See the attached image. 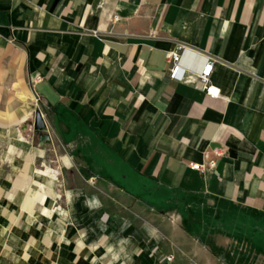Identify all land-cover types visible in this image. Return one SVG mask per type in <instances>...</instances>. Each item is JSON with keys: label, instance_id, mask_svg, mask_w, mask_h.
<instances>
[{"label": "crops", "instance_id": "obj_1", "mask_svg": "<svg viewBox=\"0 0 264 264\" xmlns=\"http://www.w3.org/2000/svg\"><path fill=\"white\" fill-rule=\"evenodd\" d=\"M178 46L179 82L165 60ZM207 58L219 98L196 79ZM0 70L81 176L78 207H124L114 221L132 264H196L179 258L185 231L151 223L175 213L264 222V0H0Z\"/></svg>", "mask_w": 264, "mask_h": 264}, {"label": "rangeland", "instance_id": "obj_2", "mask_svg": "<svg viewBox=\"0 0 264 264\" xmlns=\"http://www.w3.org/2000/svg\"><path fill=\"white\" fill-rule=\"evenodd\" d=\"M10 73L0 70V264H77V260L132 264V253L123 251L128 250L123 246L125 232L114 221L126 212L124 207L91 212L78 207L73 187L81 176L67 171L45 122L44 128H35V101ZM25 166H30L27 174ZM50 178L55 181L51 191L40 192L36 182L47 184ZM68 214L62 223L59 215ZM175 214L165 223H151L164 233L185 231L187 236L179 241L189 260L185 254L180 259L196 264H264V222L251 227L243 221L196 222L193 214H187L189 220ZM233 228H248L250 234L228 237L226 232ZM101 248L103 252L96 253ZM171 261L173 256H167L159 264Z\"/></svg>", "mask_w": 264, "mask_h": 264}, {"label": "built area", "instance_id": "obj_3", "mask_svg": "<svg viewBox=\"0 0 264 264\" xmlns=\"http://www.w3.org/2000/svg\"><path fill=\"white\" fill-rule=\"evenodd\" d=\"M181 49L182 47L178 46L174 50L167 52L165 55V60L168 64L167 77L168 79L172 81H177V82L182 81L186 74L185 73L186 70L183 67H181V65L179 64V61H180L179 51ZM212 70H213V61L212 59L207 58L201 70L196 74V79L201 87L202 92L207 97L219 98L220 91L211 82ZM214 155L216 157L220 156L221 151L215 150ZM213 165H214L213 162H210L208 164L209 168L213 167ZM189 166L191 169L196 170V171L203 170V167H201L199 164H190Z\"/></svg>", "mask_w": 264, "mask_h": 264}, {"label": "bare ground", "instance_id": "obj_4", "mask_svg": "<svg viewBox=\"0 0 264 264\" xmlns=\"http://www.w3.org/2000/svg\"><path fill=\"white\" fill-rule=\"evenodd\" d=\"M41 116H39V118L37 119L35 126L37 129L41 128V124L43 123L42 120L40 121ZM21 140V139H20ZM54 180L53 179H49L48 183L46 184L43 180L41 182H36L37 188L39 189L40 192H46L45 189L47 190V192L51 191V188L54 186Z\"/></svg>", "mask_w": 264, "mask_h": 264}, {"label": "water", "instance_id": "obj_5", "mask_svg": "<svg viewBox=\"0 0 264 264\" xmlns=\"http://www.w3.org/2000/svg\"><path fill=\"white\" fill-rule=\"evenodd\" d=\"M41 114H40V112L39 111H36L35 112V123H36V121H37V119L39 118V116H40ZM41 119H42V117H41ZM41 119H40V121H41ZM43 121V120H42ZM44 126L45 125H43V123L41 124V129L42 128H44ZM35 128H36V126H35ZM38 130V129H37Z\"/></svg>", "mask_w": 264, "mask_h": 264}]
</instances>
